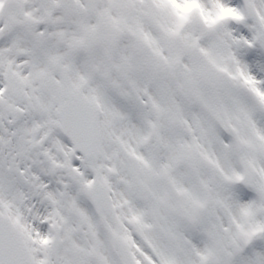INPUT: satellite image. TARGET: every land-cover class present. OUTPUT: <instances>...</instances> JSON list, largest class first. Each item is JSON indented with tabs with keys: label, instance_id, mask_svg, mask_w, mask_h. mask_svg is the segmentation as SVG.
<instances>
[{
	"label": "snow or ice",
	"instance_id": "1",
	"mask_svg": "<svg viewBox=\"0 0 264 264\" xmlns=\"http://www.w3.org/2000/svg\"><path fill=\"white\" fill-rule=\"evenodd\" d=\"M0 264H264V0H0Z\"/></svg>",
	"mask_w": 264,
	"mask_h": 264
}]
</instances>
